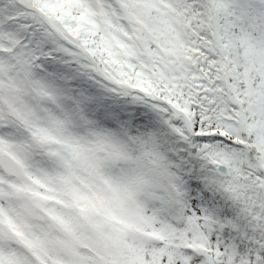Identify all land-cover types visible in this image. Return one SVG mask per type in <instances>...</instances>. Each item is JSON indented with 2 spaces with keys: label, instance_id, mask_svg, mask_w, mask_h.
<instances>
[{
  "label": "snow or ice",
  "instance_id": "snow-or-ice-1",
  "mask_svg": "<svg viewBox=\"0 0 264 264\" xmlns=\"http://www.w3.org/2000/svg\"><path fill=\"white\" fill-rule=\"evenodd\" d=\"M0 264H264V0H0Z\"/></svg>",
  "mask_w": 264,
  "mask_h": 264
}]
</instances>
